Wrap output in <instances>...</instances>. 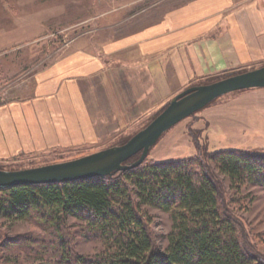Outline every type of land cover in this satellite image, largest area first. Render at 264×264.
<instances>
[{"label":"rangeland","instance_id":"374dc122","mask_svg":"<svg viewBox=\"0 0 264 264\" xmlns=\"http://www.w3.org/2000/svg\"><path fill=\"white\" fill-rule=\"evenodd\" d=\"M197 1L200 0H0V36L5 46L0 49V104L29 98L37 85L34 78L79 45L96 48L105 65L100 83L95 79L81 83L85 95L95 99L91 106L98 139L94 143L0 159V169L19 171L63 163L124 145L183 91L206 85L212 78H228L264 66L263 57L217 68L215 72L211 69L189 83L171 73L164 86L146 71L156 69L162 73V57L171 51L146 56L138 47L117 56L106 51L116 37H133L158 27L168 22L165 18L169 14L190 10ZM255 1L258 0H247L246 5ZM170 28L166 30L170 32ZM214 34L219 36L221 32ZM198 149H242L264 157V89L217 99L170 129L143 163L193 158ZM220 178L228 209L244 227L251 248L264 256V186L239 185ZM142 211L154 247L166 249L171 229L169 215L146 206ZM41 217L33 213L21 219L0 213V264H61V253L75 260H89L103 250L101 237L89 232L83 220L52 215L56 224Z\"/></svg>","mask_w":264,"mask_h":264},{"label":"trees","instance_id":"16d2710c","mask_svg":"<svg viewBox=\"0 0 264 264\" xmlns=\"http://www.w3.org/2000/svg\"><path fill=\"white\" fill-rule=\"evenodd\" d=\"M198 151L193 158L151 161L106 177L0 190V213L21 219L42 214L56 224L52 215L74 217L99 234L104 244L99 255L75 260L61 253V264H264L228 209L220 178L264 186V157L242 149ZM144 206L170 217L164 250L154 247Z\"/></svg>","mask_w":264,"mask_h":264},{"label":"crops","instance_id":"0c3cea01","mask_svg":"<svg viewBox=\"0 0 264 264\" xmlns=\"http://www.w3.org/2000/svg\"><path fill=\"white\" fill-rule=\"evenodd\" d=\"M238 2L197 1L190 10L169 14L167 23L133 37L118 36L105 49L114 56L130 53L133 47L142 49L145 56L171 51L162 57V73L146 71L164 86L167 74L181 76L184 83H189L211 69L215 72L217 68L263 59L264 0L249 5L247 0ZM167 26H171L170 32ZM218 31L221 34L216 36L214 32ZM104 72L96 48L79 45L34 78L37 85L29 98L0 104V159L94 143L98 139L91 106L94 96L90 100L81 83L92 79L100 83Z\"/></svg>","mask_w":264,"mask_h":264},{"label":"water","instance_id":"95a60500","mask_svg":"<svg viewBox=\"0 0 264 264\" xmlns=\"http://www.w3.org/2000/svg\"><path fill=\"white\" fill-rule=\"evenodd\" d=\"M250 89H264V66L183 91L124 145L63 163L19 171L0 169V190L83 181L137 168L147 159L157 142L177 124L227 94ZM137 155H140L137 161L127 164Z\"/></svg>","mask_w":264,"mask_h":264}]
</instances>
